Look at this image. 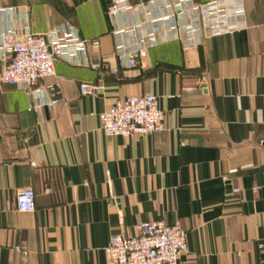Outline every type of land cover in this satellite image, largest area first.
Listing matches in <instances>:
<instances>
[{"label": "crops", "instance_id": "obj_1", "mask_svg": "<svg viewBox=\"0 0 264 264\" xmlns=\"http://www.w3.org/2000/svg\"><path fill=\"white\" fill-rule=\"evenodd\" d=\"M211 1L134 0L110 20L107 0H0V33L88 42L85 63L58 60L32 92L0 81V264H107L111 236L156 220L186 230L181 264H264V0H243L231 32L179 38ZM146 93L164 130L101 129L115 101ZM28 187L36 209L19 212Z\"/></svg>", "mask_w": 264, "mask_h": 264}, {"label": "built area", "instance_id": "obj_2", "mask_svg": "<svg viewBox=\"0 0 264 264\" xmlns=\"http://www.w3.org/2000/svg\"><path fill=\"white\" fill-rule=\"evenodd\" d=\"M106 13L110 20L117 16L125 5L134 0H107ZM243 0H213L197 4V14L180 37L193 40L203 31L211 34L231 32L237 29L236 20L243 14ZM154 43V38H150ZM88 42L71 28L54 30L48 34L29 33L23 38L8 30L0 33V59L5 61L0 74L3 84L19 90L32 92L40 80L56 74V62L66 60L72 63L84 62L79 56ZM120 43L119 58L130 54ZM85 63V62H84ZM102 86L95 82H82L83 95H96ZM165 111L160 108L158 96L152 93L130 95L115 101L100 114L101 129L110 135H148L165 129ZM259 188H255L257 191ZM19 212H34L35 190L32 187L21 190L17 195ZM139 234L111 236L105 247L107 264H181L182 256L188 250V235L179 224H167L162 220L144 222L138 226Z\"/></svg>", "mask_w": 264, "mask_h": 264}]
</instances>
